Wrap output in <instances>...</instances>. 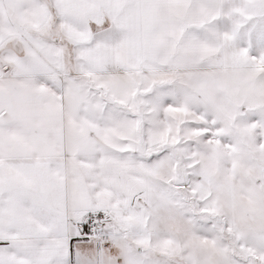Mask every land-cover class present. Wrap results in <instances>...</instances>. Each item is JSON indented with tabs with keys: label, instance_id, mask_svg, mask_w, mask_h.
<instances>
[{
	"label": "snow or ice",
	"instance_id": "6c2138e0",
	"mask_svg": "<svg viewBox=\"0 0 264 264\" xmlns=\"http://www.w3.org/2000/svg\"><path fill=\"white\" fill-rule=\"evenodd\" d=\"M0 264H264V0H0Z\"/></svg>",
	"mask_w": 264,
	"mask_h": 264
}]
</instances>
